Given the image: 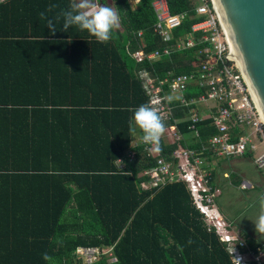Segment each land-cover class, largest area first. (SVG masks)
Wrapping results in <instances>:
<instances>
[{"label":"trees","instance_id":"16d2710c","mask_svg":"<svg viewBox=\"0 0 264 264\" xmlns=\"http://www.w3.org/2000/svg\"><path fill=\"white\" fill-rule=\"evenodd\" d=\"M107 1L98 3L116 9L121 22L104 43L77 26L63 29L61 13L72 0L0 2V264H85L76 246L112 247L114 260L99 254L88 264H233L184 185L152 195L140 191L144 177L138 174L154 157L136 156L117 168L133 139L134 110L145 105L133 73L142 64L125 45L129 40L134 50L140 42L147 52L165 43L152 31L150 0ZM168 6L172 13H188L175 36L200 19L192 14V0H168ZM202 45L143 67L159 78L168 71L189 74L201 62L195 52ZM197 126L196 148L216 132L211 118ZM160 143L170 160L175 144ZM253 189L263 194L262 186ZM240 234L249 249H264Z\"/></svg>","mask_w":264,"mask_h":264},{"label":"built area","instance_id":"2783aa9c","mask_svg":"<svg viewBox=\"0 0 264 264\" xmlns=\"http://www.w3.org/2000/svg\"><path fill=\"white\" fill-rule=\"evenodd\" d=\"M128 1L134 4L138 0ZM192 2V14L200 19L190 24L188 32L175 36L173 29L182 25L188 17L187 11L172 13L168 0H150L155 18L152 31L165 43L164 47L145 52L143 43L139 42L134 50L129 49V40L125 45L128 56L135 63L142 64L133 73L145 97V105L154 106L166 124L161 138L175 144L171 159H165L161 151L154 152L140 135L138 139H132L123 155L117 158L116 165L123 170L136 156L139 159L154 157L153 165L138 174V177H144L139 182L140 191H157L168 184L182 183L207 231L215 232L232 263L237 264L238 260L239 264H263L262 246L249 249L244 240L230 234L231 224L218 212L214 202L217 190L211 184L214 175L211 178L207 160L255 150V135L259 143H264V118L239 70L212 0ZM136 37L141 40V31L136 32ZM195 44H203L195 52L196 59L201 62L189 74L174 75L168 71L165 77L159 78L143 67L145 61L150 64L176 51L190 49ZM192 90H195L193 94ZM179 111L183 114L177 115ZM206 118H211L216 132L201 142L198 148L191 146L199 138L198 123ZM181 123H186L185 131L180 127ZM233 137L235 139L232 140ZM252 163L264 182V151L257 153ZM253 187L254 184L248 180L239 182L240 190H251ZM75 248L76 256L85 264L94 261L99 254L109 252L96 246ZM246 254L249 258L245 257Z\"/></svg>","mask_w":264,"mask_h":264},{"label":"rangeland","instance_id":"374dc122","mask_svg":"<svg viewBox=\"0 0 264 264\" xmlns=\"http://www.w3.org/2000/svg\"><path fill=\"white\" fill-rule=\"evenodd\" d=\"M108 4V1L105 0ZM104 6L103 4L99 3ZM110 6V5H109ZM111 7V6H110ZM114 29L111 37L114 35ZM134 127V122L132 123ZM252 131V129H251ZM133 140L138 139L142 130L136 127L135 132L132 131ZM256 149L244 155H231L227 158H209L207 160L208 167L216 178L211 179V183L215 186L217 193L215 194V206L223 219L230 223V234L242 239L240 232L248 234L254 238L259 244L264 243V234L255 231L254 223L261 212L259 197L262 194L254 189L240 190L239 185L236 188V182L242 179L248 180L256 186H262L264 194V183L261 181V173L254 168L252 158L264 151V143L258 142V137L255 135ZM213 176V177H214ZM105 247L108 260H112V249ZM249 258V255H245ZM264 260V255H263ZM83 262V260H82Z\"/></svg>","mask_w":264,"mask_h":264},{"label":"water","instance_id":"95a60500","mask_svg":"<svg viewBox=\"0 0 264 264\" xmlns=\"http://www.w3.org/2000/svg\"><path fill=\"white\" fill-rule=\"evenodd\" d=\"M233 56L264 118V0H212Z\"/></svg>","mask_w":264,"mask_h":264},{"label":"clouds","instance_id":"9594fccd","mask_svg":"<svg viewBox=\"0 0 264 264\" xmlns=\"http://www.w3.org/2000/svg\"><path fill=\"white\" fill-rule=\"evenodd\" d=\"M40 15L42 19H45V13ZM61 15L64 30L70 26H77L81 30H86L100 43L107 42L111 38L112 31L119 28L121 22L116 9L106 5L102 6L98 0H72L69 8L63 11ZM46 27L51 33L57 31L51 19H46ZM132 119L134 127L130 130L135 132L136 127H138L142 130L144 143L151 145L154 152L162 151L160 141L165 131V125L158 110L154 106L142 104L134 110ZM259 203L261 212L254 225L256 232L264 234V194L260 195ZM43 259L49 261L52 258L44 254ZM236 261L239 264V261Z\"/></svg>","mask_w":264,"mask_h":264},{"label":"crops","instance_id":"0c3cea01","mask_svg":"<svg viewBox=\"0 0 264 264\" xmlns=\"http://www.w3.org/2000/svg\"><path fill=\"white\" fill-rule=\"evenodd\" d=\"M214 179L216 178V176H214L213 177ZM178 183H180V182H178ZM172 184H176V183H172ZM172 184H168V185H172ZM180 184H182V183H180ZM213 184V183H212ZM183 185V184H182ZM167 185H165V186H163L161 189H163L164 187H166ZM185 187V186H184ZM161 189H159V190H161ZM186 189V188H185ZM238 189V188H237ZM159 190H157V191H159ZM157 191H150V195H152L154 192H157ZM187 191V190H186ZM222 216V215H221Z\"/></svg>","mask_w":264,"mask_h":264}]
</instances>
